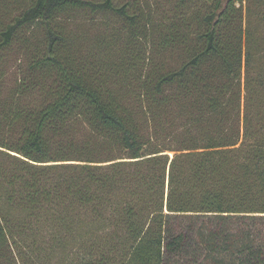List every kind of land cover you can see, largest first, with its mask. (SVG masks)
Instances as JSON below:
<instances>
[{"label": "trees", "instance_id": "obj_1", "mask_svg": "<svg viewBox=\"0 0 264 264\" xmlns=\"http://www.w3.org/2000/svg\"><path fill=\"white\" fill-rule=\"evenodd\" d=\"M22 1L0 27V264H264V82L243 0L160 19L129 1ZM78 12L121 24L88 39L66 26ZM14 46L26 67L6 88Z\"/></svg>", "mask_w": 264, "mask_h": 264}, {"label": "rangeland", "instance_id": "obj_2", "mask_svg": "<svg viewBox=\"0 0 264 264\" xmlns=\"http://www.w3.org/2000/svg\"><path fill=\"white\" fill-rule=\"evenodd\" d=\"M127 1L135 3L136 5L149 6L153 17L160 19L164 12L166 14H172L176 11L183 10L185 14H189L190 9L188 4L195 0L190 2H187V0L183 1L182 7L179 5L181 0H113L116 5ZM21 4L23 5L22 0H17V2L16 0H0L1 28L21 11ZM236 6L240 8V22L243 30L242 49L244 53L251 54L248 63L249 73L252 77L255 76V78L258 74H263L261 80L264 82V0H243L242 3H236ZM195 7L200 9L199 2L196 3ZM85 13L88 12H78L76 18L68 21L66 26L70 30L83 33L88 39H92L100 31H112V29L119 28L121 24L118 16L112 13L96 14L95 16ZM102 24H108L109 26H103ZM32 30L34 40L42 38V30L39 27H34ZM27 33L28 30L23 31V34ZM89 44L90 40L86 42L85 46H89ZM17 50L18 47L14 46L4 54L3 66L6 69V88H12L15 85V81L22 74V71H25L26 56ZM178 53H181V51L178 50ZM179 57L174 55L169 59V64L171 66H177L182 60ZM28 95L30 99L35 101L40 98L37 94L33 95V93H29ZM257 95L253 100L258 98L261 104H259L260 108L264 110V86L258 89ZM28 101L30 100L24 102L29 104ZM77 130L79 138H82V134H87V130L83 125H77Z\"/></svg>", "mask_w": 264, "mask_h": 264}]
</instances>
